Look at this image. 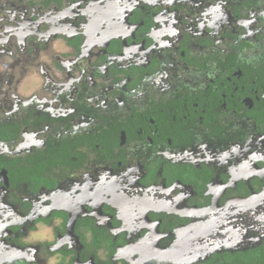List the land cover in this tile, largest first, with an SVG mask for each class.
<instances>
[{
	"label": "flooded vegetation",
	"instance_id": "flooded-vegetation-1",
	"mask_svg": "<svg viewBox=\"0 0 264 264\" xmlns=\"http://www.w3.org/2000/svg\"><path fill=\"white\" fill-rule=\"evenodd\" d=\"M248 254L264 0H0V264Z\"/></svg>",
	"mask_w": 264,
	"mask_h": 264
},
{
	"label": "trees",
	"instance_id": "trees-1",
	"mask_svg": "<svg viewBox=\"0 0 264 264\" xmlns=\"http://www.w3.org/2000/svg\"><path fill=\"white\" fill-rule=\"evenodd\" d=\"M255 256L252 254H248L247 256V263L248 264H253V260H254Z\"/></svg>",
	"mask_w": 264,
	"mask_h": 264
},
{
	"label": "rangeland",
	"instance_id": "rangeland-1",
	"mask_svg": "<svg viewBox=\"0 0 264 264\" xmlns=\"http://www.w3.org/2000/svg\"><path fill=\"white\" fill-rule=\"evenodd\" d=\"M32 88H34L35 87V85H34V82L33 83H31V85H30Z\"/></svg>",
	"mask_w": 264,
	"mask_h": 264
}]
</instances>
